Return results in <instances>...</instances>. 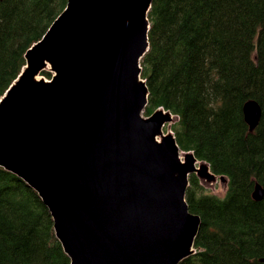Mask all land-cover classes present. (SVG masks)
Here are the masks:
<instances>
[{
    "label": "water",
    "instance_id": "1",
    "mask_svg": "<svg viewBox=\"0 0 264 264\" xmlns=\"http://www.w3.org/2000/svg\"><path fill=\"white\" fill-rule=\"evenodd\" d=\"M152 1L68 0L27 51L10 93L26 104L17 147L16 137L1 139L19 172L0 165L43 192L72 264H180L196 252L201 227L186 200L190 176L228 182L164 131L178 121L171 111L144 115ZM48 66L51 81L41 76ZM243 112L254 132L260 105L250 101ZM252 196L264 199L260 183Z\"/></svg>",
    "mask_w": 264,
    "mask_h": 264
},
{
    "label": "trees",
    "instance_id": "2",
    "mask_svg": "<svg viewBox=\"0 0 264 264\" xmlns=\"http://www.w3.org/2000/svg\"><path fill=\"white\" fill-rule=\"evenodd\" d=\"M67 3L0 0V97ZM148 18L145 115L171 111L181 150L228 178L221 198L190 176L186 200L201 227L198 253L181 264H263L264 199L252 195L264 187V0H153ZM253 100L263 115L251 132L243 109ZM0 264H71L42 199L1 168Z\"/></svg>",
    "mask_w": 264,
    "mask_h": 264
},
{
    "label": "bare ground",
    "instance_id": "3",
    "mask_svg": "<svg viewBox=\"0 0 264 264\" xmlns=\"http://www.w3.org/2000/svg\"><path fill=\"white\" fill-rule=\"evenodd\" d=\"M27 53V52H26ZM26 56V54H25ZM26 62V60H25ZM27 65L25 64V66L22 68V71L21 73L19 74V76L14 80V82L9 86V88L6 90V92L3 94V96L0 97V103H2L3 101H5L8 105L4 108L3 106L0 107V163L5 165L6 167H9L10 169H14L16 171L19 172L18 169L14 168L13 166H11L8 162L5 161V157H4V154H5V149H6V145H7V140L4 141V143H1V139L6 137V136H9V137H16V147H17V138L21 135L22 133V129H21V125H22V119L24 120V118L26 117L25 116V113L22 111V108H23V105H26L25 103L24 104H21L19 103L18 101H16L13 97H12V94L10 95L11 91L13 90L14 86L20 81L21 77L23 76L24 72H25V69H26ZM26 80V79H25ZM23 85V84H22ZM16 87V86H15ZM14 91V90H13ZM13 93V92H12ZM10 95V97H9ZM21 95V94H20ZM29 95H27V103L29 102ZM22 97V96H21ZM14 104V105H11V104ZM29 106V105H28ZM6 130H12L11 133H7ZM9 140V139H8ZM10 147V146H9ZM9 150V149H8ZM11 151V149H10ZM20 151V150H19ZM12 155L15 157V153ZM11 158V157H10ZM9 158V159H10ZM8 160V159H7ZM9 161V160H8ZM11 162V161H10ZM5 166H1L0 165V168L5 170L6 172L10 173V174H13L15 175L16 177H18L22 182H24L25 184H27L28 186H30L38 195L39 197L42 199L43 203L46 205V203L44 202L42 196H41V193L43 194V192L41 191V193L30 183V182H27L25 181L24 179H22L21 177L17 176L16 174L12 173L11 171H9ZM22 173V172H21ZM25 175V174H24ZM27 176V175H26ZM28 177V176H27ZM29 181H31L32 183H34L31 178H29ZM34 185H36V187H38L39 189V186H37V184L34 183ZM47 206V205H46ZM50 214H51V211L49 209V207L47 206ZM52 216V214H51ZM52 219H53V216H52ZM53 223H54V219H53ZM54 229H55V224H54ZM55 235H56V230H55ZM56 238H57V235H56ZM57 240L60 242V240L57 238ZM61 243V242H60ZM62 245V243H61ZM64 249V248H63ZM65 252V250H64ZM198 253L197 249H196V252L190 256V257H193L195 256L196 254ZM65 254L69 257V259L71 260V264H72V259L71 257L65 252ZM188 257V258H190ZM187 258V259H188ZM80 260V259H79ZM83 260V259H81ZM186 260V259H185ZM80 263V262H79Z\"/></svg>",
    "mask_w": 264,
    "mask_h": 264
},
{
    "label": "rangeland",
    "instance_id": "4",
    "mask_svg": "<svg viewBox=\"0 0 264 264\" xmlns=\"http://www.w3.org/2000/svg\"><path fill=\"white\" fill-rule=\"evenodd\" d=\"M44 72H50L53 75V72H51L50 66H48V69H46V71H44ZM41 76L43 78L49 80L48 78L44 77L43 74H41ZM171 126H172V123L167 124L164 128V131L165 132L172 131ZM200 184L203 186V188L205 189V191L207 193H209L211 195H216V196L221 197V198H223L227 192L228 183L227 182H221L220 179L218 180L217 183L215 182L213 184H206V183L200 181Z\"/></svg>",
    "mask_w": 264,
    "mask_h": 264
}]
</instances>
